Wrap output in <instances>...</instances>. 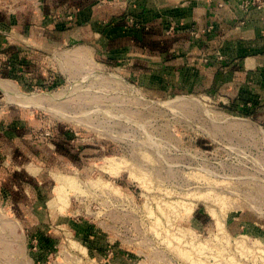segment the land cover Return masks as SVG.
Listing matches in <instances>:
<instances>
[{"label":"rangeland","instance_id":"374dc122","mask_svg":"<svg viewBox=\"0 0 264 264\" xmlns=\"http://www.w3.org/2000/svg\"><path fill=\"white\" fill-rule=\"evenodd\" d=\"M238 5L235 31L264 10ZM140 10L0 0V79L37 101L0 88V264H264V86L236 90L227 49L190 53L214 25Z\"/></svg>","mask_w":264,"mask_h":264},{"label":"crops","instance_id":"0c3cea01","mask_svg":"<svg viewBox=\"0 0 264 264\" xmlns=\"http://www.w3.org/2000/svg\"><path fill=\"white\" fill-rule=\"evenodd\" d=\"M133 3L141 9L138 16H141L145 23H166L174 20L179 28L196 29L214 25V34L197 40L190 46V53L194 54L197 50L202 53L206 49L214 54L215 51L225 52L227 49L231 52L234 69L222 70L221 74L232 77V86L236 90H243V86L247 85L249 90L254 92L253 88L259 90L258 87L264 86V10L254 11L249 25L235 31L236 21L243 17L238 0H132ZM89 14L92 16L94 12ZM118 32V36L122 38L129 35L126 28H120ZM134 53V47L126 50L127 59H133L136 55ZM218 66L220 67V63ZM255 94L261 98L264 96V93Z\"/></svg>","mask_w":264,"mask_h":264},{"label":"bare ground","instance_id":"6f19581e","mask_svg":"<svg viewBox=\"0 0 264 264\" xmlns=\"http://www.w3.org/2000/svg\"><path fill=\"white\" fill-rule=\"evenodd\" d=\"M74 34V33H73ZM76 37V36H75ZM76 39V38H75ZM89 58V57H88ZM90 60V59H89ZM88 62V61H87ZM100 70V69H99ZM95 71V70H94ZM98 72V71H97ZM99 73H101V72H99ZM103 75H104V73H103ZM110 76V75H109ZM102 77V76H101ZM111 78H114V79H117L118 80V82H121V78L120 77H118V76H110ZM109 77V78H110ZM103 78H104V76H103ZM106 80V79H105ZM109 81V80H108ZM76 82V81H75ZM106 82V81H105ZM112 82V81H111ZM79 84V83H78ZM115 84V83H114ZM123 84H124V82H123ZM116 85V84H115ZM17 86V85H16ZM119 86V85H118ZM131 86V85H130ZM133 86V85H132ZM122 87V86H121ZM126 87V86H125ZM124 87V88H125ZM128 87V86H127ZM0 88L7 94V96H8V98L10 99V100H12L13 102H15V103H17V104H21V105H25V104H29V105H31L30 103H37V101L36 100H33V95H23V94H21L18 90H17V88L15 87V84H12L11 82H9V81H6V80H1L0 79ZM130 88V87H129ZM132 89V88H131ZM69 90V89H68ZM128 90V89H127ZM137 90V89H136ZM132 91H135V90H132ZM138 91V90H137ZM65 92V91H64ZM67 92V91H66ZM47 96V95H46ZM74 96V95H73ZM140 96V95H139ZM45 98H47V97H45ZM50 98V97H49ZM62 99V98H61ZM48 100V99H47ZM54 100V99H53ZM11 101V102H12ZM43 101H45V100H43ZM50 101L52 102V100L50 99ZM64 101V100H63ZM63 101H62V103H63ZM171 101H173V100H171ZM46 102V101H45ZM54 102V101H53ZM61 102V101H60ZM65 102V101H64ZM162 102V101H161ZM47 103V102H46ZM57 103H58V101H57ZM171 103H175L174 105H179V106H186V105H188L189 103H195V102H192V101H190V100H188V99H186V98H177L175 101H173V102H171ZM16 104V105H17ZM56 104V103H55ZM61 103H59L58 105H60ZM65 104H67V102L65 103ZM38 105V104H37ZM46 105V104H45ZM57 105V104H56ZM63 105V104H62ZM171 105V104H170ZM61 106V105H60ZM37 107V106H36ZM63 107V106H62ZM50 108V107H49ZM165 108V107H164ZM54 110V109H53ZM65 111V110H64ZM52 113V112H51ZM62 113V112H61ZM68 113V112H67ZM66 114V113H65ZM64 114V115H65ZM79 114V113H78ZM57 115V114H56ZM76 116V115H75ZM82 116V115H81ZM67 117V116H66ZM65 117V118H66ZM72 117V116H71ZM80 117V116H79ZM62 118V117H61ZM68 118H70V117H68ZM77 118V117H76ZM62 119H64V118H62ZM67 119V118H66ZM71 119V118H70ZM69 119V120H70ZM79 119V118H78ZM81 121V120H80ZM60 176V175H59ZM62 176V175H61ZM65 177V176H64ZM74 179V178H73ZM73 179L72 178H70V177H65V178H63V179H61V180H63L64 181V183H65V186H66V188H70V187H74L75 188V185H74V182H76V180H74V182H73ZM76 184V183H75ZM144 184V183H143ZM61 187L63 186V185H60ZM59 186V187H60ZM68 186V187H67ZM60 187V190H65V187L64 188H61ZM73 188V190H75ZM58 190V189H57ZM71 190H72V188H71ZM79 189L77 188L76 189V191H78ZM70 192V191H69ZM79 192H77V194H78ZM69 194V193H68ZM59 194H58V192H57V196H58ZM67 195V193H65V196ZM63 196H64V194H63ZM65 196L64 197H62V198H64L65 199ZM68 196V195H67ZM64 199H63V204L65 203L64 202ZM67 199V198H66ZM70 199V198H69ZM60 200V199H59ZM68 200V199H67ZM61 202H62V199L60 200ZM69 201V200H68ZM68 201H66V203L68 202ZM65 203V204H66ZM69 204V203H68ZM61 205H62V203H61ZM61 205L59 206V207H61ZM59 207H57V208H59ZM63 207H64V205H63ZM225 210V209H224ZM191 212V211H190ZM64 214V213H63ZM215 215V214H214ZM216 216V218H217V224H218V230H219V233H224V232H226L225 231V227H224V224H223V222L221 221V219L217 216V215H215ZM216 235H218L217 233H216ZM215 238V237H214ZM210 241V240H209ZM208 242V241H207ZM194 243V242H193ZM199 243V242H198ZM203 243V242H202ZM209 244V243H208ZM207 244V245H208ZM259 244H260V242H259ZM168 245V244H167ZM171 245V244H170ZM189 245H191V244H189ZM206 245V244H205ZM238 245V244H237ZM261 245V244H260ZM169 246V245H168ZM196 246V245H195ZM170 247V246H169ZM202 246H200V248H201ZM191 248H194V249H198V250H200V248H199V246H198V248H195L194 247V245H193V247H192V245H191ZM209 248V247H208ZM239 248V247H238ZM188 249V248H187ZM203 249H204V247H203ZM207 250V249H206ZM84 251H85V249H84ZM179 251V250H178ZM188 251H190L191 252V250H187L186 252H188ZM194 251H196V250H194ZM193 251V252H194ZM202 251V250H201ZM240 251V250H239ZM182 252V251H181ZM183 252H185V250L183 251ZM182 252V253H183ZM242 252H244L243 250H242ZM247 252L249 253L250 251H248L247 250ZM86 253V252H85ZM184 254V253H183ZM186 254V253H185ZM198 254V253H197ZM243 254V253H242ZM249 255V254H248ZM254 255V254H253ZM183 256V255H182ZM186 256V255H185ZM190 256V255H189ZM189 256H188V259H190L189 258ZM220 256H222V255H219V257ZM187 257V256H186ZM191 257V256H190ZM217 257V256H216ZM192 258H195V257H191V260L190 261H192ZM183 259H185V260H188V259H186L184 256H183ZM218 259V258H217ZM216 259V260H217ZM230 259V258H229ZM232 259V258H231ZM184 260V261H185ZM195 260V259H194ZM215 261V260H214ZM219 262H220V260H218ZM217 261V264L219 263ZM254 261V260H253ZM188 262V261H187ZM201 262V261H200ZM199 262V260L197 261V263L199 264L200 263ZM216 262V261H215ZM235 262V261H234ZM226 263V262H225ZM236 263V262H235ZM257 263V262H256ZM187 264V263H186ZM188 264H189V262H188ZM190 264H191V262H190ZM193 264V263H192ZM195 264H196V262H195ZM220 264V263H219ZM221 264H222V261H221ZM233 264V263H232Z\"/></svg>","mask_w":264,"mask_h":264}]
</instances>
